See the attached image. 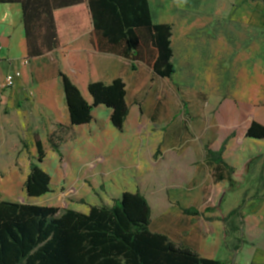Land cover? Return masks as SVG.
<instances>
[{
  "label": "rangeland",
  "instance_id": "1",
  "mask_svg": "<svg viewBox=\"0 0 264 264\" xmlns=\"http://www.w3.org/2000/svg\"><path fill=\"white\" fill-rule=\"evenodd\" d=\"M249 1L149 0L152 15L164 10L162 21L174 26L173 61L178 72L171 79L173 92L166 84H150L149 80L138 94L130 92L141 110L143 107L147 111L148 122L140 121L138 128H125L121 140L126 143L125 148L107 141L97 145L88 139L89 133L75 131L70 124L65 100L59 95L57 60L65 54L61 46L45 51L33 61L0 59V197H7L2 184L8 180L13 185L11 198L62 209L111 205L124 191L136 189L145 196L159 193L154 197L165 201L162 209L171 208L167 232L186 246V215L181 208L203 209L216 190L210 180L193 186L200 183L205 173L201 179L188 182L191 187L186 188V166L175 174L169 172V167L175 159L184 161L186 149L196 148L195 140L205 126L211 135L215 134L212 125L220 102L205 113V104L212 96L264 105V25L252 22L253 6ZM88 27L85 13L75 11L58 22L59 39L61 43L69 41ZM183 40L188 45L186 58L180 52ZM14 72H19L20 77L8 86L6 77ZM135 74L146 75L140 68ZM38 86L41 89L37 92ZM86 99L93 100L89 95ZM140 113V119H144ZM51 134L61 155L51 147ZM60 138L64 141L60 142ZM36 139L43 143L45 158L41 167L51 177V191L29 197L24 182L30 161H36ZM150 164L157 165L160 171L152 190L145 188L143 182L151 176L147 169ZM138 165L145 166L146 171L136 172ZM162 173L169 175V180ZM258 175L254 170L247 175V185L242 187L246 191L244 197H263L264 179L260 177L259 188L253 185ZM178 184L181 186L176 187ZM239 234L234 236L227 230L228 249H235ZM239 247H243L242 243Z\"/></svg>",
  "mask_w": 264,
  "mask_h": 264
},
{
  "label": "trees",
  "instance_id": "2",
  "mask_svg": "<svg viewBox=\"0 0 264 264\" xmlns=\"http://www.w3.org/2000/svg\"><path fill=\"white\" fill-rule=\"evenodd\" d=\"M0 3L21 5L28 58L57 48L59 18L76 8H84L92 18L93 31L65 45L66 50L114 53L132 62H143L162 78H171L176 72L172 60V25L153 22L149 0H0ZM59 76L72 126L90 122L93 108L103 104L112 110L113 126L120 131L123 129L129 115L126 82L121 78L110 84L91 82L88 85L93 99L90 103L66 74L59 71ZM246 136L263 139L264 126L253 121ZM49 142L53 151L61 155L52 134ZM225 144L218 151L206 147L207 158L228 169L230 189H233L261 155L250 157L240 171L222 159ZM35 146L36 161H30L24 182V191L29 197L51 191V177L41 167L45 150L40 139L35 140ZM263 172L264 169L262 180ZM2 189L7 197L13 195L11 181H4ZM244 203L245 200L228 216L220 217L227 222L228 232H239V227L228 220L242 216ZM182 211L200 214L196 208ZM150 223L151 208L139 190L123 192L111 207L91 206L89 213L0 201V264H225L218 259L203 258L165 234L151 231ZM243 241L240 237L235 249Z\"/></svg>",
  "mask_w": 264,
  "mask_h": 264
},
{
  "label": "crops",
  "instance_id": "3",
  "mask_svg": "<svg viewBox=\"0 0 264 264\" xmlns=\"http://www.w3.org/2000/svg\"><path fill=\"white\" fill-rule=\"evenodd\" d=\"M249 2L253 6V13L251 15L252 22H258V24L264 25V3L261 0H251ZM75 11L85 13L89 19V27L82 28L77 36L73 37L69 41L61 43V40L59 39L61 51L65 52V54H61L60 60H57L60 68L59 71L66 74L71 79V81L79 88L85 99L86 96L89 95L88 85L91 82L100 81L105 84H110L114 79L121 78L124 82H126V101L129 106V115H127L123 129L120 131L111 123L110 115L112 110L107 106L100 104L93 108L90 122L81 125H74V130L78 132L86 131L89 133L88 139L92 140L97 145L101 142L107 141L110 144L116 145V147L125 148L126 143H121V140L125 137V128H138L140 126V121L145 124L148 122L147 111H145L143 107L141 110L138 103H135L133 100L134 95L132 98L130 92H133L134 94L141 92L142 89L146 87L147 80H149L150 84L152 82L159 83L161 85L166 84L168 90L173 92L174 84L171 82V79L177 75V64L173 61L176 72L171 78H162L159 76V78H156L153 76L155 73L147 65L140 61L132 62L124 57L115 55L114 53L111 54L90 50H66L64 48L65 45L93 31V24L91 22L92 18L89 11L84 8H76L72 13L66 15H72ZM151 11L153 14L152 8ZM157 11V17L153 15L154 23H170L172 25L171 46L173 48V59H175L176 48H174V26L172 22L162 21L165 19L164 10L159 9ZM66 15H64V17ZM64 17L62 16L59 18L58 22ZM0 46L1 60H19L22 58H28L29 53L27 50L25 30L22 23V10L20 4L0 3ZM187 48L188 45H186V41L183 40L180 52L185 58ZM37 58L38 57H32L28 59L33 61ZM183 66H186V61L183 63ZM139 68L146 74L144 75L145 77H140L135 74ZM58 83L60 84L59 95L62 99H64V91L62 88L63 84L61 79ZM40 89L41 87L38 86L37 92L40 91ZM131 101L132 105H130ZM219 102L220 105L215 115V123L212 125L214 127L213 129L215 134L211 135L210 128L205 126L202 129L199 138L195 140L196 148L186 149L184 161L180 162L175 159L169 167V172L175 174L182 171V167L186 166V188L191 187L188 182L195 178L198 180L201 179L203 173H205V177L201 179L200 183L193 186L199 187L204 184L205 181L210 180L213 183L212 186L216 190L212 201L209 203L207 202L210 198L209 196L206 200L208 204H205L203 209H198L200 212L199 215L185 214L186 246L183 245L185 244L183 241L173 239L167 232L166 227H168L167 224L169 223L167 214L170 212L171 208L170 206H166V208L164 207L162 209V205L165 201L160 199V197L158 200L154 197L159 193L151 195L148 193V195L145 196L140 189L136 190H139L146 197L150 205L151 231L165 234L170 240L176 242V244L196 251L203 258L218 259L225 264H264V197H244L246 191L242 189L243 185H247V175L253 170L259 173L254 180L253 185L255 188H259L261 183L260 177L264 164V161H262L264 158V138L254 139L247 137L246 130L253 121L261 124V126H264V105H256L254 102H243L229 98L224 99L223 97L217 98L212 96V98L206 102L207 104H205V113H209L215 105L217 106L219 104ZM66 111L68 113L67 107ZM140 111L142 112V117H144V119H140ZM170 113L171 112H167L166 114L170 115ZM116 141H118V143ZM160 141H162V138ZM224 142H226V144L222 153V159L227 165L235 167L240 171L243 170L245 162L250 157L261 155L259 160L250 165L244 173L242 181L236 183L233 189H230L228 169L225 166L217 164L215 161L207 158L206 147L213 151H218ZM147 169H149L151 176L150 178L145 176L146 178L143 181L144 187L152 190L151 188L156 184L160 171L158 166L155 164H150ZM135 171L141 174L146 171V168L145 166L138 165L136 166ZM165 173H167V171ZM168 176L162 173V177H166L169 180ZM208 185L209 184H207V186ZM175 186L180 187L181 185L178 184ZM238 189H240V191H238ZM11 197H0V201L6 200V202H22V204H28L25 203V201H18L17 199ZM243 200H245V203L244 208L242 209V216L230 217L228 220V222L233 221L234 226L239 227V235L244 240L242 242L243 247H239L235 251L228 249L225 244L228 224L227 222H223L220 217L228 216V214L236 209ZM112 205L113 204L106 206L111 207ZM91 206H77L69 209H73L81 213H89ZM186 208L196 207L186 206ZM182 209L183 208H181V211ZM160 219L162 220L161 223H157L155 225V223ZM232 234L236 236L237 231H233ZM235 252H237V254L234 259Z\"/></svg>",
  "mask_w": 264,
  "mask_h": 264
},
{
  "label": "built area",
  "instance_id": "4",
  "mask_svg": "<svg viewBox=\"0 0 264 264\" xmlns=\"http://www.w3.org/2000/svg\"><path fill=\"white\" fill-rule=\"evenodd\" d=\"M0 50H1V46H0ZM19 77H20V73L19 72H14V73L8 75L6 77V82H7L8 86L12 85L13 82H15V80L17 78H19Z\"/></svg>",
  "mask_w": 264,
  "mask_h": 264
},
{
  "label": "water",
  "instance_id": "5",
  "mask_svg": "<svg viewBox=\"0 0 264 264\" xmlns=\"http://www.w3.org/2000/svg\"><path fill=\"white\" fill-rule=\"evenodd\" d=\"M264 173V172H263ZM264 175V174H263ZM243 245V244H242ZM240 248H242V247H240ZM236 254H237V252H235V254H234V259L236 258L235 256H236Z\"/></svg>",
  "mask_w": 264,
  "mask_h": 264
}]
</instances>
